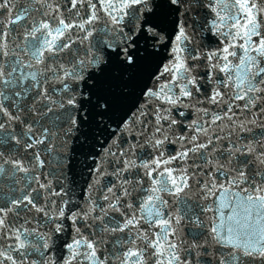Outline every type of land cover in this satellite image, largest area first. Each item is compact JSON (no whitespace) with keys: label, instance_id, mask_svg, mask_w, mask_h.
I'll return each instance as SVG.
<instances>
[{"label":"snow or ice","instance_id":"6c2138e0","mask_svg":"<svg viewBox=\"0 0 264 264\" xmlns=\"http://www.w3.org/2000/svg\"><path fill=\"white\" fill-rule=\"evenodd\" d=\"M0 264H264V0H0Z\"/></svg>","mask_w":264,"mask_h":264}]
</instances>
